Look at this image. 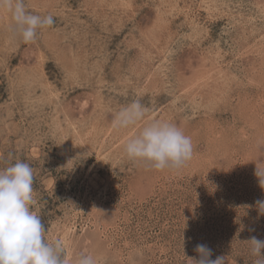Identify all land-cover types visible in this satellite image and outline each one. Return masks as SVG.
Wrapping results in <instances>:
<instances>
[{"label":"rangeland","instance_id":"1","mask_svg":"<svg viewBox=\"0 0 264 264\" xmlns=\"http://www.w3.org/2000/svg\"><path fill=\"white\" fill-rule=\"evenodd\" d=\"M23 3L54 24L25 43L0 9V169L33 168L46 239L71 264L82 254L192 264L199 244L210 259L253 264L247 240H264V0ZM136 100L144 119L113 127ZM153 119L191 138L182 169L126 157Z\"/></svg>","mask_w":264,"mask_h":264},{"label":"clouds","instance_id":"2","mask_svg":"<svg viewBox=\"0 0 264 264\" xmlns=\"http://www.w3.org/2000/svg\"><path fill=\"white\" fill-rule=\"evenodd\" d=\"M0 9L12 13L15 31L25 43L34 42L38 29L51 27V14L41 16L27 11L23 0H0ZM147 109L139 100L122 108L113 120V127L125 129L144 119ZM126 157L155 170H180L194 154L192 140L175 123L153 119L124 146ZM255 176L264 188V165L256 164ZM34 172L26 162L16 161L0 169V264H71L63 242L46 239L47 231L36 210ZM259 214L264 215V200L256 201ZM253 264H264V240L252 237ZM200 258H189L192 264H228L225 256L210 259L212 250L204 244L196 246ZM75 264H98L91 254H82Z\"/></svg>","mask_w":264,"mask_h":264},{"label":"bare ground","instance_id":"3","mask_svg":"<svg viewBox=\"0 0 264 264\" xmlns=\"http://www.w3.org/2000/svg\"><path fill=\"white\" fill-rule=\"evenodd\" d=\"M208 2V1H207ZM211 5V4H210ZM208 9H209V7H207ZM263 41V40H262ZM221 72L223 73V70L221 69ZM227 73H225V75H226ZM223 78H224V76H223Z\"/></svg>","mask_w":264,"mask_h":264}]
</instances>
